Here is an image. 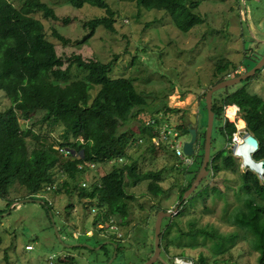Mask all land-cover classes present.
Instances as JSON below:
<instances>
[{
    "label": "trees",
    "instance_id": "obj_1",
    "mask_svg": "<svg viewBox=\"0 0 264 264\" xmlns=\"http://www.w3.org/2000/svg\"><path fill=\"white\" fill-rule=\"evenodd\" d=\"M65 1L76 8L91 4L106 10V15L91 18L84 23L90 32L82 39L83 42L94 36L100 26L115 31L117 12L106 0ZM137 1L140 8L164 10L171 16L174 25L184 32L204 21L195 11L200 5L199 1ZM37 12H41L47 19H59L55 9L42 0H20L19 5L11 0H0V90L5 91L10 101L9 107L0 111V192L16 178L26 187V198L43 200L42 205L52 214V218L54 213H60L46 196L51 193H65L70 197H77V202L83 205L87 215L93 206L99 207L101 211L106 208L92 223L98 232L101 230L98 227L99 221L104 223L111 216L117 218L119 215H128V202L135 201L136 198L135 194L127 191L128 186L134 187L148 181L149 192L155 196L166 193L162 186L165 169L142 171L141 158H134V150L144 148L143 157L146 153L153 157L160 153L173 156L176 167L181 162L166 145L157 147L151 144L152 128L144 127L143 119L138 131L131 127L120 131L123 125L129 124L136 116L139 108L147 105L145 96L136 89L132 79L110 76L113 61L103 62L78 53L68 57L61 56L55 43L47 37L43 21L35 16ZM53 36L65 45L70 42V39L57 29H54ZM263 56L264 49L254 53L253 61L246 71L253 68ZM74 66L84 71L83 77H73ZM236 69L237 66L231 68L228 63L217 66L216 82L206 88L201 98H205L212 86L230 77ZM233 104L239 106L247 131L259 140V149L253 157L257 161L263 160L264 98L249 92L245 86L232 91L229 87L214 93L213 111L215 119L220 120L217 129L229 144L233 142L238 128L235 122L225 120L224 114L225 106ZM203 110L207 122L206 101ZM159 112L157 110L158 114ZM169 112L183 113V123L176 127L180 134H188L192 123L186 122V113L179 108H167L166 114ZM166 119L169 121V118ZM23 120L28 122L26 126L22 125ZM43 123L51 127L63 126L62 139L47 133L42 134L40 125ZM243 125L244 122L241 127ZM206 126L198 122V141L195 146L197 154L193 164L196 169L184 170L185 174L192 172L193 175L188 183L180 188L179 209L177 213L164 219L167 221L166 227L162 224V253L171 264H174V261L169 256V249L171 245H175L176 239H179L173 235V227L177 228L176 235L191 236L194 238L193 242L199 235L206 238L219 235L222 242L216 244V247L219 251L224 250V237H221L218 230H210L206 226L199 227L195 222H190L187 231L181 228V216L184 215L181 209L186 201L182 199L183 195L191 187L204 161ZM139 138L144 142L137 143ZM89 164L96 165L95 172L97 171L96 175L99 176L84 186L83 180L92 170ZM108 164L111 165V170L103 172L102 166ZM175 165L172 167L176 168ZM208 170L210 176L201 182L206 191L210 188L208 179L218 176L219 172L230 170L239 174V202L228 212L227 220L237 230L245 233L254 250L260 253L259 264H264V176L261 178L250 170L241 171L233 151L226 147L211 154ZM212 189L222 192L220 187ZM195 193L196 190L191 195ZM200 195L205 197L204 194ZM75 205L73 201L64 206L65 215H70ZM162 210L168 211V208L161 204L152 206V218H156ZM4 212L0 210V214ZM152 231V242L145 243L146 254L136 261L125 257L126 245L121 239L111 237L118 244V255L122 256L125 264H143L150 258L154 253V228ZM211 231L215 232L216 236ZM166 234L169 235L167 238ZM235 237L233 234L228 241L234 244ZM164 239L167 241L165 245ZM98 244L101 242L98 241ZM102 249L106 250L109 259L112 253L107 244L103 245ZM201 260L204 263V258ZM154 264L164 263L158 261Z\"/></svg>",
    "mask_w": 264,
    "mask_h": 264
},
{
    "label": "rangeland",
    "instance_id": "obj_2",
    "mask_svg": "<svg viewBox=\"0 0 264 264\" xmlns=\"http://www.w3.org/2000/svg\"><path fill=\"white\" fill-rule=\"evenodd\" d=\"M11 1L16 5L20 4V0ZM42 1L55 9L59 19H47L41 12H37L35 16L43 21L47 37L55 43L61 56L68 57L78 53L103 62L113 61L110 76L132 79L136 89L147 99V105L139 108L136 116L129 121V124L123 125L120 131L129 127L138 131L141 120L143 119L144 123L151 116L158 115L157 110L160 111L159 115L169 118L172 126L183 123L182 112L166 114L167 108L183 110L188 124L191 122L190 116L195 115L196 126L198 122L203 126L207 125L203 110L205 98H201V94L216 82L217 66L226 63L231 68L237 66L230 77L244 74L253 61L252 55L264 49L262 42L264 0H189L199 1L200 5L195 11L204 18V21L187 32L177 28L171 16L164 10L140 8L137 0H106L117 12L115 31L100 26L95 35L86 42L82 39L90 30L84 26V23L91 18L106 15L105 9L91 4L76 8L65 0ZM54 29L69 38L70 42L65 45L55 38ZM72 74L74 78H79L85 73L74 66ZM251 78L230 87L231 91L245 86L249 92L264 98V67ZM9 105L10 101L5 91L0 90V111L5 110ZM230 116L235 118L238 132L234 135L233 142L227 143L226 138L217 129L220 120L215 119L212 154L225 147L231 149L234 154L236 145L241 143L239 138L244 140L245 134L248 133L240 110L237 117L236 114ZM243 122L244 125L240 128L238 123L241 126ZM27 124V121H22L23 126ZM40 127L43 130L42 134L47 133L62 139L63 126L51 127L43 123ZM190 138L189 133L180 134V140L183 142ZM143 149L134 150V158H141L140 169L144 172L165 169L162 186L166 193L155 196L147 189L148 181L127 187L129 193L135 194V201L128 202V215L124 214L123 217L119 215L116 219L119 220L123 234L119 239L127 242L124 249L125 257L134 261L146 254L145 243L152 242V229L154 228L155 231L157 218L151 216L152 206L161 204L168 210H176L175 207L181 204L180 188L188 183L193 175L192 172L185 174L184 170L196 169L194 165L187 167L180 162L176 167L173 156L161 153L154 157L146 153L143 157ZM234 156L240 163L241 171L250 170L257 173L250 168L244 157L235 154ZM251 156L253 158V153ZM243 160L247 168L243 167ZM173 165L176 168H173ZM102 170L110 171L111 165L102 166ZM96 172L95 168L90 170L83 181L89 184L90 180L97 179L99 175H96ZM208 181L210 188L207 191L203 188L204 184H200L196 193L186 199L181 209L184 212L181 216L183 219L181 228L187 231L190 222H195L199 227L206 226L210 230H218L221 237H224V250L217 249L216 244L221 243L222 238L216 236L215 232L211 231L216 237L206 238L199 235L193 242L194 238L191 236L176 235L177 228L173 227V235L179 239H176L175 245L170 246L169 256L173 261L178 257L188 259L193 264H259L260 253L254 250L245 233L237 230L227 220L228 212L239 202V174L223 170L218 176L210 177ZM212 187H220L222 192H215ZM200 194H204L205 197H201ZM27 195L26 187L16 178L0 192V210L5 211L0 214V264H97L107 259L105 249H96L106 242L103 238L99 239L101 242L99 245L96 239L88 243L74 237V232H85L92 227L90 222L96 212L92 213V210H89L90 214H85L83 205L77 202L75 196L51 193L46 196L55 210L60 213L59 215L54 213L52 218L46 208L38 202L15 204L25 199ZM73 201L76 205L71 211V216L68 214L67 216L64 206ZM10 202L12 203L9 205ZM86 220L88 221L84 225L83 222ZM166 224L167 221L163 220L164 227ZM233 234L236 235L234 244L228 241ZM112 235L114 236L113 233ZM168 236L165 235L166 238ZM88 237L91 236L85 238ZM166 242L164 239L163 244L165 245ZM86 243L89 246L84 247ZM194 243L197 245H192ZM29 245L32 250L27 248ZM107 248L110 252L113 251L110 244H107ZM201 258H204V263ZM125 263L119 255L112 264Z\"/></svg>",
    "mask_w": 264,
    "mask_h": 264
},
{
    "label": "water",
    "instance_id": "obj_3",
    "mask_svg": "<svg viewBox=\"0 0 264 264\" xmlns=\"http://www.w3.org/2000/svg\"><path fill=\"white\" fill-rule=\"evenodd\" d=\"M264 42V40L262 41ZM264 67V56L261 58V60L250 70L246 71L244 74H240L238 76L227 78L221 82H218L214 86L211 87L206 93L205 101L208 109V120H207V129H206V142H205V152H204V161L201 166L200 172L198 173L197 177L193 181L191 187L184 193L183 200L185 201L201 184V182L204 180L205 177H207L210 173L208 170L209 163L211 162V151H212V134L214 130V123H215V112L213 111V95L214 93L218 92L219 90H224L229 87L235 86L240 84L242 81L247 80L251 76L255 75L258 70L262 69ZM237 106V105H236ZM239 107V106H237ZM196 116L191 115L190 121L192 123V126L189 128V134L191 136L190 140H187L184 142L183 150L184 153L188 156H192L195 154V146L198 141V128L196 126ZM244 143L237 144L234 149V154L237 156V149L239 150H247L250 153H255L259 149V140L255 137L254 134L251 132H248L244 136ZM253 162L260 165V172L257 173L261 178L264 176V159L263 160H255V158H251ZM243 167H246L247 164L245 161H242ZM247 168V167H246ZM246 171V170H245ZM41 202L44 203L41 199H32V198H25L21 201L15 202V204L19 203H25V202ZM175 210H168V211H160L156 218L155 223V234H154V253L150 256V258L145 261L143 264H154L158 261H162L164 264H171L164 256H163V249L161 246V233H162V224L163 220L167 217H171L175 213H177L179 207L178 205L175 207ZM51 217L52 214L50 213ZM55 229L57 231V234L59 238H61L58 228L55 226ZM85 246L88 244H84ZM116 248L118 247L117 244ZM89 246V245H88ZM96 249H99L96 248ZM117 256V250L114 252L113 257L110 259L109 264H112L114 261V258Z\"/></svg>",
    "mask_w": 264,
    "mask_h": 264
},
{
    "label": "built area",
    "instance_id": "obj_4",
    "mask_svg": "<svg viewBox=\"0 0 264 264\" xmlns=\"http://www.w3.org/2000/svg\"><path fill=\"white\" fill-rule=\"evenodd\" d=\"M232 107L236 108V117L238 115V111L240 110L239 107L236 106V104L233 105H228L225 106V120H229L232 122H235V118H232L229 115L228 109ZM159 115V114H158ZM156 115L157 117H150L148 118L144 123L142 122V124L144 125V127H150L152 128L151 130V134H153V136H151V144L160 147L161 145H166L169 149H171L174 154L175 157L182 163L188 166H191L194 164L195 162V158H193V156H195V154H197V149L195 150V154L192 156H188L184 153L183 150V146H184V142L180 140V131L177 129L176 126H172L169 121L166 119V117L161 116V115ZM236 134V133H235ZM234 134V135H235ZM144 140L142 138L138 139L137 143H143ZM91 169L96 168L95 164H89ZM82 167V166H80ZM83 185L87 186L88 184L86 182L83 181ZM92 213L96 212L97 216L100 213H104L106 211V208H103L102 211L99 207L93 206L91 208ZM174 210V209H172ZM176 212V210H175ZM102 215V214H101ZM98 227L101 228V230L99 232L102 233H109V234H114L117 236V238H121L122 237V232H121V228L120 225L117 221V219L113 216L109 217L104 223L99 221L98 222ZM95 229H89L85 232H80L78 233L79 238H85L86 236L90 235L92 236L95 233ZM28 249H32V247L29 245V247H27ZM174 264H193L192 261L188 260V259H184V258H175Z\"/></svg>",
    "mask_w": 264,
    "mask_h": 264
},
{
    "label": "crops",
    "instance_id": "obj_5",
    "mask_svg": "<svg viewBox=\"0 0 264 264\" xmlns=\"http://www.w3.org/2000/svg\"><path fill=\"white\" fill-rule=\"evenodd\" d=\"M35 202V201H34ZM38 203H40V204H42L41 202H38ZM71 216V215H70ZM96 219V216H92V221L90 222V224L92 225V223H93V221ZM118 220V219H117ZM88 220H86L85 222H83L84 223V225L86 224V222H87ZM68 222H66V226H68L69 224H67ZM79 227H77V229H78ZM84 228H86V227H84ZM95 229L96 230V228L95 227H93V225H92V227L91 228H89V229ZM77 234L79 233V232H76ZM75 232H74V237H77V239H79V240H85V241H82V242H88V243H90L91 242V240L92 239H96V241L98 242V241H100L99 239L100 238H103L104 239V241H106V242H104V244L103 245H105V244H110L112 247H113V251L111 252L112 254H111V257L108 259V257H107V259L106 260H103V261H100V262H98L97 264H103V263H109V261H110V259L113 257V255H114V252L117 250V248H116V245L115 244H117L111 237H115V238H117V236L116 235H112V234H109V233H102V232H97V230L95 231V234L93 235V236H91V237H88V238H79V236L76 234ZM122 242H123V244L124 245H126L127 246V242L125 243V241H123L122 240ZM88 243H86V244H88ZM103 245H101L100 247H99V249H102V247H103ZM117 246H118V244H117ZM70 247H73V246H70ZM84 247H87V246H85L84 245ZM99 249H97V250H99ZM32 250V249H31ZM107 254V253H106ZM118 250H117V256H116V258H114V261H115V259H117L118 258ZM113 261V262H114ZM112 262V263H113Z\"/></svg>",
    "mask_w": 264,
    "mask_h": 264
},
{
    "label": "bare ground",
    "instance_id": "obj_6",
    "mask_svg": "<svg viewBox=\"0 0 264 264\" xmlns=\"http://www.w3.org/2000/svg\"><path fill=\"white\" fill-rule=\"evenodd\" d=\"M229 112H230V114H233V115H235L237 113L236 112V108L232 107V106L229 109ZM238 125L241 128L240 123H238ZM239 140L241 141V143H244V140H241V138H239ZM244 154H246V155H244ZM237 155L244 157V159H246V162L250 166L251 169H254L257 172L258 171L260 172V170H259L260 169V165L256 164L255 162H253L251 160V158H252L251 153L249 154V152L247 150L242 152V150L237 149Z\"/></svg>",
    "mask_w": 264,
    "mask_h": 264
}]
</instances>
